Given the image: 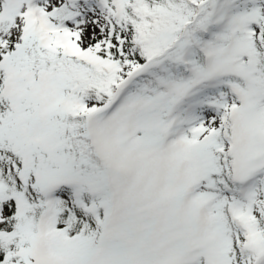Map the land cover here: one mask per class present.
<instances>
[{
    "label": "snow or ice",
    "instance_id": "snow-or-ice-1",
    "mask_svg": "<svg viewBox=\"0 0 264 264\" xmlns=\"http://www.w3.org/2000/svg\"><path fill=\"white\" fill-rule=\"evenodd\" d=\"M0 264H264V0H0Z\"/></svg>",
    "mask_w": 264,
    "mask_h": 264
}]
</instances>
